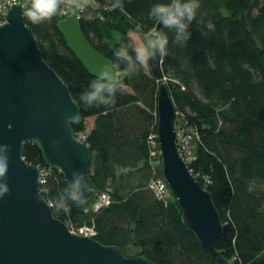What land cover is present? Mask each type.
Instances as JSON below:
<instances>
[{
  "label": "trees",
  "instance_id": "16d2710c",
  "mask_svg": "<svg viewBox=\"0 0 264 264\" xmlns=\"http://www.w3.org/2000/svg\"><path fill=\"white\" fill-rule=\"evenodd\" d=\"M24 1L26 11L31 0ZM95 1L83 0V10L73 5L70 12L79 14L87 38L114 62L124 86L108 107H87L80 100L96 76L69 50L59 30L65 16L59 11L40 24L25 16L45 61L69 85L81 109L75 135L96 117L85 136L95 195L71 204L67 213L53 201L65 194L64 174L46 161L40 144H25L26 161L47 174L41 190L54 216L74 230L93 226L98 242L117 245L127 256H146L156 264H216L215 254L185 226L172 191L167 202L150 189L152 179L163 178L150 135L158 131L159 88L165 82L176 103L178 132L196 134L195 157L188 165L210 190L223 221L216 251L233 264H264V0H200L187 41L177 42L175 30L164 29L168 53L151 60L161 71L158 80L149 64L127 75L113 53L132 38L130 32L160 29L149 11L161 0ZM103 192L110 194V204L95 210Z\"/></svg>",
  "mask_w": 264,
  "mask_h": 264
},
{
  "label": "water",
  "instance_id": "95a60500",
  "mask_svg": "<svg viewBox=\"0 0 264 264\" xmlns=\"http://www.w3.org/2000/svg\"><path fill=\"white\" fill-rule=\"evenodd\" d=\"M0 26V144L9 146L6 179L12 190L0 199V264H156L146 256H127L117 245L75 233L54 216L41 190L43 170L28 163L25 144H40L46 161L59 168L67 182L74 171L84 172L88 201L94 193L91 150L73 129L82 121L70 87L44 59L35 33L25 22V7L14 3ZM69 50L90 74L106 65L116 67L83 31L75 11L59 20ZM155 78L159 67L149 62ZM158 141L163 176L183 211L185 226L195 234L216 264H232L216 251L223 221L212 194L192 173L178 146V113L165 82L158 96Z\"/></svg>",
  "mask_w": 264,
  "mask_h": 264
},
{
  "label": "clouds",
  "instance_id": "9594fccd",
  "mask_svg": "<svg viewBox=\"0 0 264 264\" xmlns=\"http://www.w3.org/2000/svg\"><path fill=\"white\" fill-rule=\"evenodd\" d=\"M200 0H168L154 3L149 11V18L160 26L153 28L143 36L142 42L130 38L114 50L116 61L123 65L125 73L132 75L139 68L147 67L157 55L168 53L169 37L164 29L175 30L176 40L187 41L190 38L189 26L196 20L200 9ZM60 11L59 0H31L23 13L33 24L49 20ZM124 86L113 72L110 65L104 66L91 80L87 89L80 95L81 102L87 107L111 106L117 102V94H123ZM9 146L0 144V199L12 190L7 181L9 165ZM63 196L53 197L58 211L67 213L71 204H79L87 193V179L84 172L74 171Z\"/></svg>",
  "mask_w": 264,
  "mask_h": 264
},
{
  "label": "built area",
  "instance_id": "2783aa9c",
  "mask_svg": "<svg viewBox=\"0 0 264 264\" xmlns=\"http://www.w3.org/2000/svg\"><path fill=\"white\" fill-rule=\"evenodd\" d=\"M81 1H79V2L68 1L66 3L64 0H59V2L64 4L60 8L61 14L63 16L69 15V13L71 11V6H73V5H75L78 9L83 10L82 9L83 7L81 6V3H80ZM24 2L25 1H23V0H0V26L4 25V22L6 20L5 18H6V15L8 13L7 12L8 9H10V7L12 5H14V3H20L25 7L27 1L25 3ZM178 135H179L178 146H179L180 155L182 157H184L186 163L188 164L195 157L194 156V147H195L194 140H195L196 134H194V132L193 133L192 132L187 133V132L182 130L181 132H178ZM83 140H85V139H83ZM150 142H151L153 147H156L159 149V154L161 157L158 135L157 134H151L150 135ZM152 153H153V155H155L156 151H152ZM161 160H162V157H161ZM46 176H47V174L44 173L43 178L41 180V183H43L45 181ZM150 189L155 192V195L159 200L168 202V200L170 198V190H169L168 183H167L166 179L164 178V176H163V178L152 179V182L150 184ZM94 204H95V206H94L95 210H99V208L109 206L110 194L108 192H103L98 197V199L96 200V202ZM72 230L77 234L79 233L81 235H85L88 237L89 236L94 237V235L96 234L95 228L93 226H89V227L85 226V227L79 228L78 230H74V229H72Z\"/></svg>",
  "mask_w": 264,
  "mask_h": 264
},
{
  "label": "crops",
  "instance_id": "0c3cea01",
  "mask_svg": "<svg viewBox=\"0 0 264 264\" xmlns=\"http://www.w3.org/2000/svg\"><path fill=\"white\" fill-rule=\"evenodd\" d=\"M64 1L67 3L68 1H70V2H79L81 0H64ZM84 1H87L89 3L91 2L93 5H96V1L95 0H84ZM129 35H130V37L135 38L137 40V42H142L143 41V36H142L143 34L140 33V31L138 29H136L135 32L134 31L130 32ZM88 120H90V122H91L90 124H91V127H92L94 125V123H95L96 117L89 118Z\"/></svg>",
  "mask_w": 264,
  "mask_h": 264
},
{
  "label": "rangeland",
  "instance_id": "374dc122",
  "mask_svg": "<svg viewBox=\"0 0 264 264\" xmlns=\"http://www.w3.org/2000/svg\"><path fill=\"white\" fill-rule=\"evenodd\" d=\"M24 1V0H23ZM26 2V1H25ZM24 2V3H25ZM139 31H140V29H138ZM135 32V31H134ZM140 33H142L141 31H140ZM142 36H144V35H142ZM91 122H90V120H87V122H86V130H85V132H79V134H78V136L77 137H79L80 139H85V136H86V134H87V132L91 129V124H90ZM135 253V251H129V254L130 255H133ZM233 264V263H232Z\"/></svg>",
  "mask_w": 264,
  "mask_h": 264
}]
</instances>
